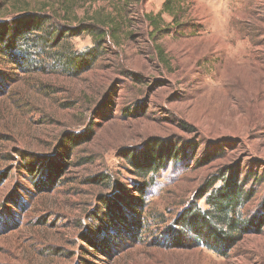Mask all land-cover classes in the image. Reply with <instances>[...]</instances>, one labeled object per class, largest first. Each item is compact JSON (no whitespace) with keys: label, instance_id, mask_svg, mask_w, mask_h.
Instances as JSON below:
<instances>
[{"label":"rangeland","instance_id":"374dc122","mask_svg":"<svg viewBox=\"0 0 264 264\" xmlns=\"http://www.w3.org/2000/svg\"><path fill=\"white\" fill-rule=\"evenodd\" d=\"M162 4L0 0V27L42 21L0 53V264H264V0L180 1L157 33ZM229 181L246 231L216 254L180 218Z\"/></svg>","mask_w":264,"mask_h":264},{"label":"trees","instance_id":"16d2710c","mask_svg":"<svg viewBox=\"0 0 264 264\" xmlns=\"http://www.w3.org/2000/svg\"><path fill=\"white\" fill-rule=\"evenodd\" d=\"M180 1L184 0H163L161 12L155 17H146V20L149 22L153 32H166V29L161 31L158 29V26H160V23L162 22L161 14L163 13L168 15L172 19V22L176 21V18L179 16L177 13H180ZM39 24H42V21L31 20L30 22H26L24 26L19 24L16 25V27H0V53H3L9 49L11 50L17 45H20L17 47L19 48L20 52L23 53V48L28 40V35L32 31L36 29L38 30ZM92 25H99L101 27L107 28L109 27V31L111 32L110 37L112 39L117 38L120 30V27L115 25L114 20L111 18L96 19V24ZM90 28L92 27L90 26L86 32L93 36L96 43L98 40L102 41L106 36V33L94 31ZM93 51L94 48H90L86 54H72L73 56L69 58V63H72V65L75 66V68L73 67L71 69L75 71V75L79 74L81 71L87 70L89 68V63L94 62L95 56ZM158 55H162L161 50H158ZM67 141L69 142L70 140L67 139ZM167 148L169 149V147ZM164 157L165 155L156 157L155 161L161 162ZM130 161L132 162L131 164H134L133 166L136 170H141L143 172V176H146L153 171V162H150V160L142 161L139 163V165L133 163L134 159H131ZM229 182H227L225 186L214 190L213 195H209L207 197V201H209L207 203V209L203 211L197 210V212L188 210L180 218L182 226L193 233L195 242H197L198 245L206 246L216 254H223L222 250L224 249V244L226 242L229 241V243H231L237 240L238 237H231L232 233H236L238 231L239 233H244V231H246V229L241 228L242 222L236 214V212L242 206L240 203V194L242 193V190L237 187L236 184L233 185L231 181ZM101 218H104V220L108 221V217L105 214H102ZM97 230L101 234L99 240L102 241V244H109L114 235L111 234V237L108 234H104L102 229H96V231Z\"/></svg>","mask_w":264,"mask_h":264}]
</instances>
